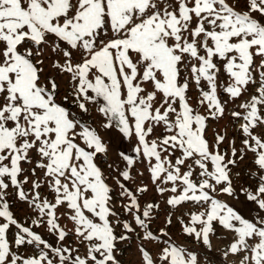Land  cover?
<instances>
[{
  "label": "snow or ice",
  "instance_id": "snow-or-ice-1",
  "mask_svg": "<svg viewBox=\"0 0 264 264\" xmlns=\"http://www.w3.org/2000/svg\"><path fill=\"white\" fill-rule=\"evenodd\" d=\"M0 264H264V0H0Z\"/></svg>",
  "mask_w": 264,
  "mask_h": 264
}]
</instances>
